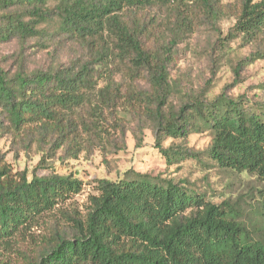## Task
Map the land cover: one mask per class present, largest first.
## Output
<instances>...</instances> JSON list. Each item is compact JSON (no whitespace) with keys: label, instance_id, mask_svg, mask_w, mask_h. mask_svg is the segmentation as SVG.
Listing matches in <instances>:
<instances>
[{"label":"trees","instance_id":"1","mask_svg":"<svg viewBox=\"0 0 264 264\" xmlns=\"http://www.w3.org/2000/svg\"><path fill=\"white\" fill-rule=\"evenodd\" d=\"M203 29L218 50L236 39L251 48L236 77L264 59V0H0V43L74 53L47 68L0 67V137L14 157L39 155L29 176L0 150V264H264V235L251 238L237 207L182 181L129 169L96 179L79 208L81 179L37 173L55 159L117 153L128 131L140 145L145 129L166 162L178 163L199 157L188 136L207 131L208 158L258 182L264 219V104L210 98L172 74L178 45ZM208 59H218L214 48ZM166 138L178 144L163 147Z\"/></svg>","mask_w":264,"mask_h":264},{"label":"rangeland","instance_id":"2","mask_svg":"<svg viewBox=\"0 0 264 264\" xmlns=\"http://www.w3.org/2000/svg\"><path fill=\"white\" fill-rule=\"evenodd\" d=\"M232 22V19L221 22L220 26L224 33ZM215 37L211 30L203 29L201 33L193 34L180 43L177 68L173 70V77L181 75L188 78L195 88H204L210 98L221 92L232 97L244 94L251 100L264 104V59H256L247 64L236 77L233 66L251 48L243 47L240 40L236 39L218 50ZM209 40H211L210 44ZM32 45L33 41L21 49L16 40L0 43V67L11 72H14L20 64L28 70L47 68L62 64L74 55L66 48L62 51H54L52 48L37 49ZM213 48L215 56L218 57L214 65L208 59V54ZM210 140L211 135L207 131L190 134L187 146L192 151L199 152V157L186 158L178 163L169 164L156 147L151 130L143 131L140 145L128 131L125 136V148L117 153L104 156L96 150L92 153H82L76 159H55L50 169H38L37 173L44 175L54 171L59 174H72L81 179L82 190L72 198L73 203L79 208H84L88 195L95 193V180L98 178L115 180L129 169L173 178L203 194L206 200L213 203L228 201L234 204L240 216L239 220L251 238H261L264 235V219L256 209L258 182L253 176L225 170L214 164L205 152ZM9 144L7 137H0V150L5 152L7 161L14 170L25 169L30 176L39 155L30 152L20 153L19 156L14 157ZM176 144L178 140L172 138H166L162 142L163 147Z\"/></svg>","mask_w":264,"mask_h":264}]
</instances>
